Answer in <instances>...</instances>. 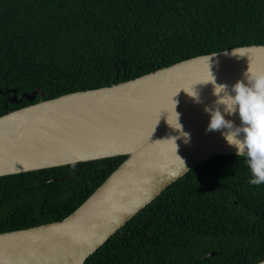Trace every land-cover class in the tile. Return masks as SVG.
I'll return each mask as SVG.
<instances>
[{"label":"trees","instance_id":"obj_1","mask_svg":"<svg viewBox=\"0 0 264 264\" xmlns=\"http://www.w3.org/2000/svg\"><path fill=\"white\" fill-rule=\"evenodd\" d=\"M252 44H264V0H0V88L18 97L41 89L50 99ZM12 95L0 91V116L32 103ZM126 158L0 176V232L62 220ZM251 178L246 157L202 161L84 264L263 260L264 183Z\"/></svg>","mask_w":264,"mask_h":264},{"label":"water","instance_id":"obj_2","mask_svg":"<svg viewBox=\"0 0 264 264\" xmlns=\"http://www.w3.org/2000/svg\"><path fill=\"white\" fill-rule=\"evenodd\" d=\"M249 68L264 71V44L197 55L133 79L50 99L43 98L41 89L18 97L15 89L0 88L6 94L13 91L12 101L27 98L32 102L0 116V176L127 156L62 220L0 232V264H84L196 165L216 155L237 154L236 147L222 135L223 130L206 131L211 116L205 106H214L217 97L213 84L204 82L211 78V70L217 83L226 84L229 93L235 95L232 86L239 80L248 83L245 73ZM195 91L199 102L190 95ZM38 95L40 100L34 102ZM223 107L220 105L222 112ZM176 112L183 131L190 133L188 143L173 127L177 126ZM225 118L237 126L242 123L238 110L234 115L225 114ZM106 133L148 136L129 152L98 155L107 145L97 141L89 146L86 138ZM55 147L68 158L41 163L53 159L51 149ZM36 157L29 168H22L21 162Z\"/></svg>","mask_w":264,"mask_h":264},{"label":"clouds","instance_id":"obj_3","mask_svg":"<svg viewBox=\"0 0 264 264\" xmlns=\"http://www.w3.org/2000/svg\"><path fill=\"white\" fill-rule=\"evenodd\" d=\"M210 76L211 78L204 83L213 84V94L217 99L214 101V106H205V112L211 116L206 131L223 130L222 135L229 145L236 147L237 155L246 157V164L252 176L249 183L260 185L264 183V71L254 72L249 68L245 73L248 83L239 80L232 86L231 91L235 95L229 93L226 84L217 83L211 70ZM190 95L199 102L196 91ZM220 105L224 106L223 112ZM237 110L242 122L239 126L225 118V114L234 115ZM173 127L181 131L185 143L190 141V133L184 132L179 122V114L177 126ZM241 134H243L242 138ZM260 264H264V261Z\"/></svg>","mask_w":264,"mask_h":264},{"label":"bare ground","instance_id":"obj_4","mask_svg":"<svg viewBox=\"0 0 264 264\" xmlns=\"http://www.w3.org/2000/svg\"><path fill=\"white\" fill-rule=\"evenodd\" d=\"M106 136V137H105ZM148 134H142V133H133L129 135H120V134H94L91 136H88L86 140H88L89 146L93 145L97 141H103L105 145H107L103 151L98 155H108V154H114L116 152H129L136 148L146 137ZM81 139L77 141V145L80 144ZM88 146V145H86ZM51 151L53 152V159L51 160H43L40 161L43 162H49L52 160H64L68 158L67 154L61 153L60 147L52 148ZM38 157H36L33 161H23L22 168L26 169L29 168L34 161H36ZM20 163V164H21ZM16 169H19L20 167H15Z\"/></svg>","mask_w":264,"mask_h":264},{"label":"rangeland","instance_id":"obj_5","mask_svg":"<svg viewBox=\"0 0 264 264\" xmlns=\"http://www.w3.org/2000/svg\"><path fill=\"white\" fill-rule=\"evenodd\" d=\"M14 96V93H13V95H12V97Z\"/></svg>","mask_w":264,"mask_h":264}]
</instances>
